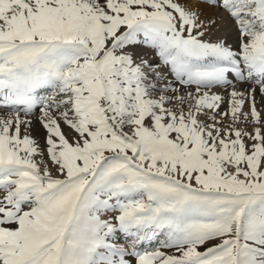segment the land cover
<instances>
[{
	"label": "snow or ice",
	"instance_id": "snow-or-ice-1",
	"mask_svg": "<svg viewBox=\"0 0 264 264\" xmlns=\"http://www.w3.org/2000/svg\"><path fill=\"white\" fill-rule=\"evenodd\" d=\"M0 264H264V0H0Z\"/></svg>",
	"mask_w": 264,
	"mask_h": 264
}]
</instances>
